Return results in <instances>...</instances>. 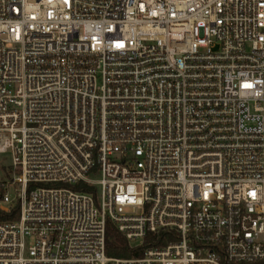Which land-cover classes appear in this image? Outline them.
<instances>
[{
	"label": "built area",
	"instance_id": "built-area-1",
	"mask_svg": "<svg viewBox=\"0 0 264 264\" xmlns=\"http://www.w3.org/2000/svg\"><path fill=\"white\" fill-rule=\"evenodd\" d=\"M0 155V264L264 262V0H0Z\"/></svg>",
	"mask_w": 264,
	"mask_h": 264
},
{
	"label": "trees",
	"instance_id": "trees-1",
	"mask_svg": "<svg viewBox=\"0 0 264 264\" xmlns=\"http://www.w3.org/2000/svg\"><path fill=\"white\" fill-rule=\"evenodd\" d=\"M107 246L106 254L110 258L127 259L132 257H141L145 248L152 246V235H149L145 240V243L140 248H132L126 238L117 230L115 225L111 221H107L106 226ZM167 241H161L156 246L165 245ZM253 264H264V262H258Z\"/></svg>",
	"mask_w": 264,
	"mask_h": 264
},
{
	"label": "rangeland",
	"instance_id": "rangeland-1",
	"mask_svg": "<svg viewBox=\"0 0 264 264\" xmlns=\"http://www.w3.org/2000/svg\"><path fill=\"white\" fill-rule=\"evenodd\" d=\"M10 174V160L0 155V181L5 180Z\"/></svg>",
	"mask_w": 264,
	"mask_h": 264
}]
</instances>
